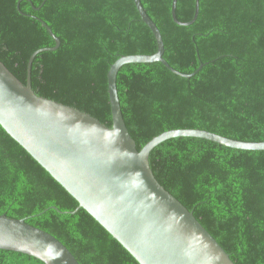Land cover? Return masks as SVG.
Segmentation results:
<instances>
[{
	"label": "trees",
	"instance_id": "trees-1",
	"mask_svg": "<svg viewBox=\"0 0 264 264\" xmlns=\"http://www.w3.org/2000/svg\"><path fill=\"white\" fill-rule=\"evenodd\" d=\"M140 2L161 33L166 62L197 72L184 78L160 62L118 70L120 108L137 149L187 128L264 142V0H199L188 26L173 22L172 0ZM194 8L195 0H177V19L190 21ZM41 21L60 44L34 57L32 90L110 127V65L157 49L133 0H0V61L23 83L31 54L55 46ZM149 165L235 264H264V150L175 137L151 150ZM2 214L48 232L79 264H139L0 126ZM0 264L44 263L0 249Z\"/></svg>",
	"mask_w": 264,
	"mask_h": 264
},
{
	"label": "water",
	"instance_id": "water-1",
	"mask_svg": "<svg viewBox=\"0 0 264 264\" xmlns=\"http://www.w3.org/2000/svg\"><path fill=\"white\" fill-rule=\"evenodd\" d=\"M176 1L171 3L173 22L181 26L194 23L199 0H195L193 18L187 22L177 19ZM133 2L151 30L157 49L153 54L122 55L110 65V127L86 112L37 96L32 90L30 71L34 57L56 50L60 44L43 21L55 46L31 54L25 83L0 61V126L78 202V208L92 216L139 264H235L193 213L157 181L149 165V154L158 144L175 137L201 138L241 150H264V142L240 141L187 128L162 132L137 149L120 108L118 70L129 63L160 62L184 78L197 71L184 74L166 62L158 27L140 0ZM66 213L73 214L75 210ZM0 249L29 255L44 264H79L51 234L24 219L4 214L0 215Z\"/></svg>",
	"mask_w": 264,
	"mask_h": 264
}]
</instances>
